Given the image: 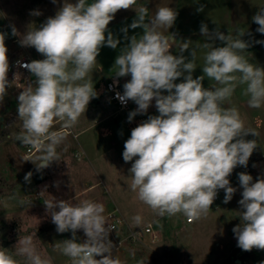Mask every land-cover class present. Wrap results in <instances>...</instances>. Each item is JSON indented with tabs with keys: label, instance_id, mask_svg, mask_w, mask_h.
Wrapping results in <instances>:
<instances>
[{
	"label": "clouds",
	"instance_id": "1",
	"mask_svg": "<svg viewBox=\"0 0 264 264\" xmlns=\"http://www.w3.org/2000/svg\"><path fill=\"white\" fill-rule=\"evenodd\" d=\"M51 2L57 4L58 0ZM136 3L137 0H63L54 16L28 28L26 33L21 35L11 26V34L20 36V46L33 47L44 57L21 65L35 78V86L30 84L17 97L23 127L17 140L38 151L35 161L25 158L38 171L60 160L57 147L98 95L89 73L101 48L117 49L121 43L109 24L120 10L133 9L135 19L121 29L127 43L120 48L113 65L117 69L115 77L130 79L116 97L122 104L132 101L137 105L128 114L129 122L146 114L153 102L158 115H149L124 142L122 158L125 163L131 162L129 188L160 217L182 214L190 222L198 221L207 217L220 190L224 191L225 204L232 200L237 188L229 177L238 166L247 168L258 147L256 139H246L256 133L245 128L239 110L225 107L224 102L237 87L244 86L248 106L264 107V67L249 62L243 54L250 47L243 39L247 30L225 35L219 27L210 31L202 23L200 33L206 39L198 47L208 51L200 68L203 74L194 78L197 49L191 47L192 41H183L179 54L172 52L177 39L169 30L178 12L170 6L159 7L149 16V8H134ZM198 11H203V6ZM30 15L42 13L32 10ZM253 22L258 25L256 31L264 34V9L258 10ZM129 27L142 29V33L129 36ZM5 39L6 34L0 32V103L11 87ZM185 51L189 56L184 55ZM205 78L216 86L205 87ZM32 175L29 171L24 180L30 182ZM238 181L242 189L237 212L240 223L232 229L237 246L243 251L264 250V175L254 180L247 172H240ZM43 204L56 231L72 234L70 239L53 246L71 264H122L114 255L109 239L114 228L107 223L102 203L53 198ZM132 219L137 225L142 222L140 215ZM78 230L83 231L82 241ZM16 245L19 247L15 255L24 257L28 264H52L50 258L38 253L31 236L19 239ZM0 264L18 261L0 247Z\"/></svg>",
	"mask_w": 264,
	"mask_h": 264
},
{
	"label": "rangeland",
	"instance_id": "2",
	"mask_svg": "<svg viewBox=\"0 0 264 264\" xmlns=\"http://www.w3.org/2000/svg\"><path fill=\"white\" fill-rule=\"evenodd\" d=\"M62 3L63 0H58L57 4H53L51 0H0V32L6 34L9 62L20 49L29 55L31 61L44 58L33 47L20 46V36L11 34V26L14 25L22 35L28 28L33 29L48 17L54 16ZM32 10H39L42 15L32 16ZM121 15L118 12L109 24V29L121 43L117 49L102 47L97 63L89 73L98 95L90 101L84 115L80 116L70 134L57 147L60 160L54 161L45 169L38 171L32 161H25L28 158L24 155L26 146L17 140V136L23 131L22 121L18 118L17 97L30 84L35 86V78L31 73L8 72L11 87L0 103V247L13 254L18 264H28L24 257L15 255V252L19 247L16 245L19 239L31 236L43 258H50L52 264H71L69 258L59 250H54L53 246L64 239H70L72 234L56 231V225L52 223L43 202L53 198L71 200L73 203L92 200L102 203L105 212L118 208L134 229H141L151 223L157 234V238L153 234H143L141 242L128 244L120 251L113 250L122 264H234V258L241 251L232 231L240 223L237 212L240 211L238 201L242 198V189L234 172L239 166L229 177L231 185L237 188L232 200L225 204L223 191L221 200L211 205L207 217L191 223L182 214L172 217L156 215L129 188L131 181L128 169L131 162L125 163L122 158L124 142L130 137L134 127L149 115L158 113L153 102L146 114L137 115L129 122L128 114L137 105L133 103L132 107L119 110L105 89L115 58L120 48L127 43L121 29L135 19L127 17L128 14ZM6 25L9 27H5ZM257 27L258 25L256 29ZM140 33L142 29L128 28L129 36ZM243 39L251 42L264 41V34L251 32L245 34ZM263 44L257 43L254 48L250 47L243 53L249 62L260 67H264ZM180 49L181 47L176 48L174 54H179ZM199 53L197 52L195 59L197 74L200 73L202 63V54ZM184 55L189 56V52L185 51ZM243 88L244 86L237 87L233 96L224 102V106L236 107L244 120L245 128L256 133V136L246 137L256 139L258 146L248 162L255 180L264 175V107L250 108ZM82 129L86 130L77 134ZM38 155L36 150L30 158L35 161ZM29 171L33 175L30 182H26L24 176ZM36 172L45 176L42 182L36 181ZM21 200L26 203L21 204ZM136 215L142 217L139 225L132 219ZM77 236L81 241L85 239L82 230L77 231Z\"/></svg>",
	"mask_w": 264,
	"mask_h": 264
},
{
	"label": "crops",
	"instance_id": "3",
	"mask_svg": "<svg viewBox=\"0 0 264 264\" xmlns=\"http://www.w3.org/2000/svg\"><path fill=\"white\" fill-rule=\"evenodd\" d=\"M137 3L134 5V8L138 9L141 6L148 7L149 16L153 15L155 10L159 7L170 6L178 12L175 24L169 30L175 34L177 39L172 52L174 54V50L181 47L183 41L191 40V47L196 48L197 52H200V55L202 54L200 68L204 65V54L208 51V49L198 47L206 39L200 33L202 23L207 24L210 31L219 27V30L225 35H234L239 29L247 30L246 34H249L251 32H257L255 30L257 24L253 22V17L259 9H264V0H137ZM201 6H203V11H198V8ZM119 12L122 13L121 16L128 14L126 15L127 17H136V12L133 9H129L127 12L120 10ZM161 31H163L165 35L168 34L166 29H161ZM248 42L251 48H254L255 45H257L256 42ZM215 43L217 46H220L218 40ZM197 65H200V63ZM116 71L117 69L115 67L109 71L107 81L112 77H115ZM199 72L200 73L198 74L194 72L195 77L203 74L201 69ZM117 78L122 81L123 85L130 79V77ZM204 86L213 87L215 86V82L205 78ZM133 103L134 102H132L131 107L133 106ZM84 130L86 129H82L77 132V134Z\"/></svg>",
	"mask_w": 264,
	"mask_h": 264
},
{
	"label": "built area",
	"instance_id": "4",
	"mask_svg": "<svg viewBox=\"0 0 264 264\" xmlns=\"http://www.w3.org/2000/svg\"><path fill=\"white\" fill-rule=\"evenodd\" d=\"M5 27H9L6 25ZM29 55L22 49L17 51V55L9 62V72H25L30 73L27 69L21 67L22 64L30 62ZM106 89L111 96V100L117 106L119 110H126L131 107L132 101H128L127 104H122L120 100L116 97V93H123V84L122 81L117 77H112L106 83ZM36 149L29 148L26 146L25 156L30 157ZM264 159V155H263ZM235 174L238 176L240 172H247L251 175L252 167L248 164L247 168L239 166L235 171ZM223 190H220L217 198L214 202L221 200V194ZM107 223L112 226L114 229L109 233V239L114 245L113 250L120 251L125 248L128 244H133L141 242L143 234H153L154 238H157V234L153 230L151 223L147 224L141 229H134L131 227L122 215L118 208H113L105 212ZM187 222L191 223L193 221ZM234 264H264V250L253 249L251 251H243L241 249L240 253L234 258Z\"/></svg>",
	"mask_w": 264,
	"mask_h": 264
},
{
	"label": "trees",
	"instance_id": "5",
	"mask_svg": "<svg viewBox=\"0 0 264 264\" xmlns=\"http://www.w3.org/2000/svg\"><path fill=\"white\" fill-rule=\"evenodd\" d=\"M36 181L39 183V182H42L45 178V176L41 173V172H36Z\"/></svg>",
	"mask_w": 264,
	"mask_h": 264
},
{
	"label": "water",
	"instance_id": "6",
	"mask_svg": "<svg viewBox=\"0 0 264 264\" xmlns=\"http://www.w3.org/2000/svg\"><path fill=\"white\" fill-rule=\"evenodd\" d=\"M3 119V117L1 116V120Z\"/></svg>",
	"mask_w": 264,
	"mask_h": 264
}]
</instances>
